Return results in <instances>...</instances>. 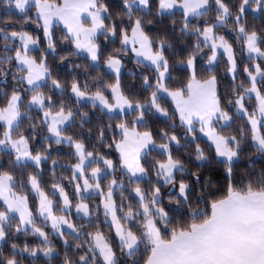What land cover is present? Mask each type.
<instances>
[{
  "label": "snow or ice",
  "instance_id": "obj_1",
  "mask_svg": "<svg viewBox=\"0 0 264 264\" xmlns=\"http://www.w3.org/2000/svg\"><path fill=\"white\" fill-rule=\"evenodd\" d=\"M0 264H264V0H0Z\"/></svg>",
  "mask_w": 264,
  "mask_h": 264
}]
</instances>
